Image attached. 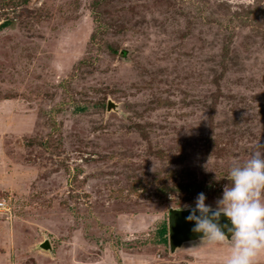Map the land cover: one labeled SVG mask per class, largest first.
I'll use <instances>...</instances> for the list:
<instances>
[{
  "label": "rangeland",
  "instance_id": "obj_1",
  "mask_svg": "<svg viewBox=\"0 0 264 264\" xmlns=\"http://www.w3.org/2000/svg\"><path fill=\"white\" fill-rule=\"evenodd\" d=\"M257 142L264 0H0V264H224L168 214Z\"/></svg>",
  "mask_w": 264,
  "mask_h": 264
},
{
  "label": "clouds",
  "instance_id": "obj_2",
  "mask_svg": "<svg viewBox=\"0 0 264 264\" xmlns=\"http://www.w3.org/2000/svg\"><path fill=\"white\" fill-rule=\"evenodd\" d=\"M227 180L214 203H206L200 192L192 204L182 205L183 220L210 245L228 242L224 264H255L264 253V152L253 151L243 163H234Z\"/></svg>",
  "mask_w": 264,
  "mask_h": 264
},
{
  "label": "water",
  "instance_id": "obj_3",
  "mask_svg": "<svg viewBox=\"0 0 264 264\" xmlns=\"http://www.w3.org/2000/svg\"><path fill=\"white\" fill-rule=\"evenodd\" d=\"M185 215H187V213L181 210H173L168 214V238L171 249L180 245L189 234H193L196 237L200 236L198 233L189 231L190 225L183 220Z\"/></svg>",
  "mask_w": 264,
  "mask_h": 264
},
{
  "label": "bare ground",
  "instance_id": "obj_4",
  "mask_svg": "<svg viewBox=\"0 0 264 264\" xmlns=\"http://www.w3.org/2000/svg\"><path fill=\"white\" fill-rule=\"evenodd\" d=\"M185 213H187V212H185Z\"/></svg>",
  "mask_w": 264,
  "mask_h": 264
}]
</instances>
